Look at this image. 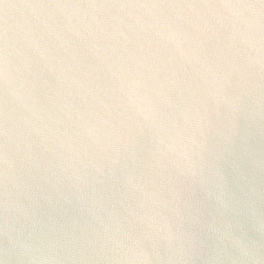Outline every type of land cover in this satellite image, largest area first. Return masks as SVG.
Returning <instances> with one entry per match:
<instances>
[{
  "label": "water",
  "instance_id": "water-1",
  "mask_svg": "<svg viewBox=\"0 0 264 264\" xmlns=\"http://www.w3.org/2000/svg\"><path fill=\"white\" fill-rule=\"evenodd\" d=\"M0 264H264V3L0 0Z\"/></svg>",
  "mask_w": 264,
  "mask_h": 264
},
{
  "label": "snow or ice",
  "instance_id": "snow-or-ice-1",
  "mask_svg": "<svg viewBox=\"0 0 264 264\" xmlns=\"http://www.w3.org/2000/svg\"><path fill=\"white\" fill-rule=\"evenodd\" d=\"M262 3H264V0H261Z\"/></svg>",
  "mask_w": 264,
  "mask_h": 264
}]
</instances>
